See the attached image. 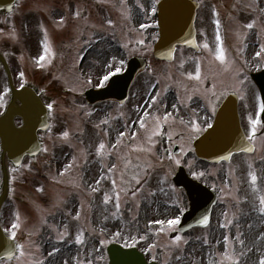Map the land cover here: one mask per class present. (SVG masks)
I'll return each mask as SVG.
<instances>
[{"label": "rangeland", "instance_id": "1", "mask_svg": "<svg viewBox=\"0 0 264 264\" xmlns=\"http://www.w3.org/2000/svg\"><path fill=\"white\" fill-rule=\"evenodd\" d=\"M156 1L17 0L12 13L0 12V50L9 62L16 85L34 84L44 91L54 108L51 128L43 135L47 151L43 149L36 158L26 159L20 167H9L12 196L6 205L9 212L5 213L3 223L11 235V224L16 222L19 213L21 227L16 230V239L24 246V256L19 250L12 262L2 259L0 264H108L107 245L113 241L129 245L133 239L149 259L155 257L161 264H233L234 259H239L240 264H259L264 259V214L258 211L259 197L264 195V133L258 138L255 136L257 150L253 154H236L229 162L220 163L199 159L187 145L166 158L157 146L160 136L153 137V154H139L143 165L137 171L141 184L122 181L119 172L114 177L116 187L111 183L112 174L107 168L120 165V157L130 149L147 144L151 132L141 129L139 121L144 119L148 129L151 126L144 112L137 114L126 109L118 116L112 111V104L108 105L107 113L85 110L77 97L83 91L85 79L77 67L96 74L98 69L105 71L104 61L115 57L114 66L120 67L119 60L123 59L125 67L133 55L145 57L149 67H170L151 54L157 37L156 17L151 15ZM220 12V17L201 21V41L209 45L201 53V70L216 80L224 91L223 96L230 90L236 91L241 98L243 115L248 113L249 121L256 120L260 96L249 73L264 67V52H261L264 0H223ZM217 19L226 56L224 62L217 59L221 47L216 39ZM249 23L254 24L252 29L245 27ZM140 40L144 43L139 44ZM45 43L51 52L41 67L36 61L43 54ZM257 52H261L260 57L256 56ZM47 67H73L70 82L63 85L64 89L42 75L41 70ZM21 72L24 79L20 77ZM167 78L165 74L163 79ZM152 82L141 73L132 87L137 97L129 105L140 104L152 88ZM5 90L3 105L9 99V90L0 62V95ZM170 97L167 92L160 103L163 111L175 117V110H167L163 104ZM203 106L201 101V110ZM3 108L0 107V112ZM154 116H164L160 107ZM105 120L108 123H103ZM121 123L128 128H123ZM244 123L247 127L245 118ZM260 126L257 125V131L261 130ZM64 132L69 133L67 139ZM121 132L129 139L123 138L119 147L113 149ZM100 143L106 145L102 154H98ZM132 154L133 168L125 174L127 181H131L136 161L137 153ZM172 157L179 159V165H185L195 177L204 172L199 179L219 195L210 223L180 233L178 246L173 243L177 236L170 238V231L157 235L160 226L153 223L157 219L180 216L177 206L184 210L188 207L185 191L173 181L179 165ZM146 160L152 164L150 169ZM69 165L72 167L68 168ZM251 173L258 177L256 185L251 182ZM93 187L98 190L93 192ZM131 190L137 192L135 197ZM116 191L121 193V207L112 216L117 211L115 200L107 205L103 201L105 195L114 198ZM78 214L80 219H74ZM224 224L228 226L222 227ZM81 232L83 244L76 243ZM61 233H65L63 240ZM143 236L148 238L140 239ZM238 237L244 241L243 245ZM55 248L59 252L49 256Z\"/></svg>", "mask_w": 264, "mask_h": 264}, {"label": "water", "instance_id": "2", "mask_svg": "<svg viewBox=\"0 0 264 264\" xmlns=\"http://www.w3.org/2000/svg\"><path fill=\"white\" fill-rule=\"evenodd\" d=\"M15 0H0V10L11 11ZM160 38L155 45V54L159 58L171 59L175 44L186 43L196 45L193 5L188 0H162L159 9ZM2 61L12 90V99L6 112L0 116V137L2 141V167L4 186L0 196V213L3 202L9 192V172L7 161L12 160L16 165L21 163L25 154H37L41 149L38 137L39 129L49 127L48 107L36 90L24 85L17 88L14 84L11 70L6 58L0 52ZM143 58L133 57L129 62L127 72L115 83V91L124 86L125 96L128 86L140 67H145ZM252 77L259 86L264 100V71L252 73ZM108 90L90 91L97 98H103ZM109 95V94H108ZM237 95L232 93L221 104L215 122L195 141L196 153L199 157L209 161L229 160L234 152L253 151V144L247 139L241 126L238 112ZM21 116L23 123L17 126L15 117ZM264 121V113L262 114ZM174 180L178 186L185 187L191 208L186 212L180 223V230L185 231L193 225H205L202 220L210 218L211 209L216 201L213 190L189 177L184 166H180ZM178 234L172 232L171 236ZM17 246L15 241L7 236L0 223V259L11 258L15 255ZM110 264H159L156 261L148 262L144 253L137 247H123L118 243L108 246Z\"/></svg>", "mask_w": 264, "mask_h": 264}, {"label": "flooded vegetation", "instance_id": "3", "mask_svg": "<svg viewBox=\"0 0 264 264\" xmlns=\"http://www.w3.org/2000/svg\"><path fill=\"white\" fill-rule=\"evenodd\" d=\"M197 1L198 6L196 9L195 24L197 30V42L200 47L198 50H195L193 47H189L186 45H178L176 47L175 58L171 65L173 67V70L171 72L172 76L177 79L173 80L172 82L174 85L172 86L173 88L169 91L171 97L166 102H163V104L165 105V109L170 111L175 110L176 112V123L163 124V127L161 129L162 135L167 136L164 148H167L168 152L171 151L173 149V146L175 147V145H187L190 147H194V139L202 133H194L191 140H189L188 133L185 131L184 126L179 124L180 119H183L186 123L189 121H194L202 128L206 129L207 125L211 124L214 118L215 111H213L212 109L215 108L216 110L217 106L219 105L221 92L220 90H216L213 88L209 93V105L201 110V99H203V101L205 102V91L212 87L213 81L208 80L206 83V81L201 82V79H190V77H195L197 74L201 77V19L206 15H208V17H212V15L215 13L213 12L211 6H204L205 4L202 0ZM72 69L73 67H49L44 71V74L50 78L49 81H53L55 84L64 85L70 82V76L73 72ZM77 72L81 73V71ZM84 72L86 73L87 71L84 70ZM102 72L103 71L98 69L96 71V74L90 73L87 75H83L85 82H87L89 79H91L92 81V83L89 84L85 90L92 87L99 88L97 86L98 77H100ZM175 96L177 97V99H175ZM136 97V94L132 90H130L129 96L125 101H121L116 98H110L97 102L95 104H90L85 94H83L80 99L83 101L85 110L87 111L92 112L94 111V109H98V106L94 108V105L103 104L104 106H102L101 109H103L105 113H107L108 105L112 104V111L114 112V114L120 116L125 112L126 109L128 111L133 110L137 112V105L131 104L128 108L126 106L129 100L132 99V101H135ZM189 97H191V99H189ZM181 101H183V103H181ZM205 111L209 113L207 117L205 115ZM155 126L156 123H153V125H151V128H154ZM178 132L183 133V138L176 135V133ZM170 134L172 136L171 140H169L168 138Z\"/></svg>", "mask_w": 264, "mask_h": 264}, {"label": "snow or ice", "instance_id": "4", "mask_svg": "<svg viewBox=\"0 0 264 264\" xmlns=\"http://www.w3.org/2000/svg\"><path fill=\"white\" fill-rule=\"evenodd\" d=\"M141 7H143V6L141 5ZM152 11L154 13L155 9L153 8ZM76 15H77V17H79L80 13L77 12ZM61 23H63V21H61ZM109 23H111V21H109ZM216 25H217V36H216V39H217V41L221 42V47L219 48L217 59L220 60L221 62H224L225 59H226V56H225V50H224V48L222 46L221 37L219 35V25H220L219 19L216 20ZM141 27L147 28L148 25H141ZM245 27L248 28V29H252L254 27V24L253 23H249ZM45 36H47L46 33H45ZM138 43L139 44H143L144 41L140 40V41H138ZM124 47L127 48L128 45H124ZM203 47L205 49H208L209 45L207 43H205L203 45ZM50 52H51V50H50L49 45L47 43H45L43 54L38 57L36 63L39 64L41 67H43V62L46 59H48V57L50 55ZM261 52H264V45L261 46ZM261 52H257L256 56L260 57L261 56ZM115 63H116L115 57H113L111 61L106 60V61L103 62V67H104L105 71H103L102 74L100 75V77H98V85H97L98 87H100V88L105 87L113 77H115L117 74H119L123 70V65H124V60L123 59L119 60L120 67H115L114 66ZM257 70H260V69H257ZM20 77H21V79H24V73L23 72L20 73ZM193 78L196 79V80H200L201 79L200 75H198V74L195 77H190V79H193ZM87 83L91 84L92 83L91 79H89L87 81ZM6 95H7V90H5V92L2 95H0V107H4L3 100H4V96H6ZM157 99H158L157 97H153L151 103L155 104L157 102ZM189 99H191V97H189ZM181 103H183V101H181ZM49 108H52L51 104L49 105ZM212 110L215 111V108H213ZM259 110H260V112L264 113V102H262L260 104V109ZM144 115L147 116L148 113H145ZM154 119L156 120V126L154 128H152V129H148V126H147L146 121L144 119H141L139 121V127L141 129H146V130L151 132V134L147 137L146 146H138L136 148L130 149L129 153L127 155H124V156L120 157V161H121L120 165L112 164L111 167L107 168V172L112 174V176H110V179H111V183H112L114 188L117 185V179L114 178L115 174L117 172H119L120 179L122 181H125V182H128V183L134 181V183L136 185H140L141 184V178L138 176V174L135 171H133V174H132V177H131V181H127L126 180V175L125 174L129 171V169L133 168L132 153H137V155L135 156L136 161H139L141 159V156L139 154L152 155L153 154V146H154L153 145V137L160 136L162 134L161 129L163 127V124H174V123H176V118L170 112L166 113L163 117H156ZM161 121H162V123H161ZM103 123H108V121L105 120V121H103ZM250 123H251L250 135L247 137V139L249 141H251L257 135V125H259L261 123H264V122L260 121L259 119L252 120L250 118ZM179 124L184 126L185 131L188 133V139L189 140H191L192 135L194 133L195 134H199V133H201V132H203L205 130L204 128H202L199 124L195 123L194 121H189V122L186 123L183 119H180L179 120ZM207 127L211 128L212 125L208 124ZM63 135H64V138L67 139L68 136H69V133L68 132H64ZM125 135H126V133H124V132L120 133V138L117 140V143L112 145L113 149H116V148L119 147V145L122 142V140H123ZM176 135L180 136L181 138H183V133L178 132V133H176ZM131 138L135 139V137H131ZM168 138H169V140L172 139L171 134L168 136ZM105 148H106V145L104 143H100L99 144V148H98V154H102L103 150ZM44 151H47V149H44ZM189 151H191L190 148H189ZM186 154L187 153H185V155ZM171 159L174 161V163L176 165H179L181 163V161L179 159L175 158V157H172ZM145 163H147L148 169H150L152 167V164L149 161L146 160ZM71 167H72V165L68 166V168H71ZM134 167L135 168H139L140 167L139 163H136ZM144 175H145V177L147 176V169L144 170ZM204 175H205L204 172H200L197 175L196 178L199 179L200 177H202ZM250 178H251L252 184L256 185L257 180H258L257 175L255 173H251L250 174ZM101 179H103V177H101ZM99 183H100V181L98 180L97 184H99ZM97 190L98 189L95 188V187L92 188L93 192H95ZM39 191H43V189H39ZM131 195L133 197H135L137 195V192L135 190H131ZM153 195H155V194L153 193ZM113 199L115 200V205L114 206H115L117 211L113 212L112 216H116L117 212L119 211V209L121 207V203H120L121 193L119 191H116L114 198L110 197L108 195H105L103 202H104L105 205H107L110 202H112ZM259 205H260V207L258 208V211L261 212L262 214H264V195L259 197ZM137 207H138V205H137ZM177 207H178V211L179 212L182 213L184 211V209L182 207H179V206H177ZM74 219L79 220L80 219L79 214L76 215L74 217ZM209 219H210L209 217H205L202 220V223L207 225L209 223ZM15 220H16V222L11 224V228L13 229V231L11 232V236H12L13 239L16 238V235H17L16 230L21 227V225L19 223V221H20L19 213L16 214ZM153 223L160 226L159 230L157 232V235H159L160 233L166 232V231L175 232V231L178 230L177 226L180 225V223H181V217L179 215H177L174 218L157 219V220L153 221ZM227 226H228L227 224L222 225V227H227ZM66 231H67V226H65V233H66ZM65 233H61L60 234L61 240L64 239ZM115 235L116 236H120V233H116ZM147 238H148L147 236L140 237V239H147ZM237 239L239 240L241 245L244 244V241L242 239H239V237ZM180 241H181V237L177 236L173 243L177 244V246H178ZM76 243H79V244H83L84 243L83 232H81L76 237ZM136 243H137V241L135 239H133V243L129 244L127 246L128 247H134ZM19 247H20V255L24 256V246L20 245ZM153 247H155V245H153ZM59 250H60L59 248H55L54 251L49 252L48 255L49 256H54L56 252H59ZM243 255H244V253L242 252L241 256H243ZM153 260H155V257H153ZM40 264H43V262H40ZM233 264H240L239 259H234L233 260ZM259 264H264V259H260L259 260Z\"/></svg>", "mask_w": 264, "mask_h": 264}, {"label": "bare ground", "instance_id": "5", "mask_svg": "<svg viewBox=\"0 0 264 264\" xmlns=\"http://www.w3.org/2000/svg\"><path fill=\"white\" fill-rule=\"evenodd\" d=\"M110 50H108V52H109Z\"/></svg>", "mask_w": 264, "mask_h": 264}]
</instances>
